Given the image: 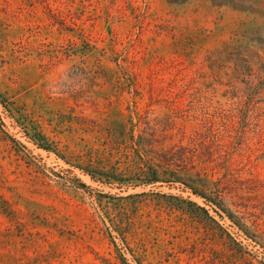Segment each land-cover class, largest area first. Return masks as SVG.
<instances>
[{
	"label": "rangeland",
	"instance_id": "374dc122",
	"mask_svg": "<svg viewBox=\"0 0 264 264\" xmlns=\"http://www.w3.org/2000/svg\"><path fill=\"white\" fill-rule=\"evenodd\" d=\"M0 264H264V0H0Z\"/></svg>",
	"mask_w": 264,
	"mask_h": 264
},
{
	"label": "trees",
	"instance_id": "16d2710c",
	"mask_svg": "<svg viewBox=\"0 0 264 264\" xmlns=\"http://www.w3.org/2000/svg\"><path fill=\"white\" fill-rule=\"evenodd\" d=\"M161 166H160V168H161V170L162 171H168V169H169V167H170V159L169 158H163L162 157V159H161ZM160 168L159 169H156L155 170V173H154V175L153 176H151L150 174H149V177H150V181H152V183H158V182H160V175H161V173H160ZM93 178H94V176H92ZM167 179H169V178H167ZM83 187L85 186L84 184H81ZM204 197V196H203Z\"/></svg>",
	"mask_w": 264,
	"mask_h": 264
}]
</instances>
